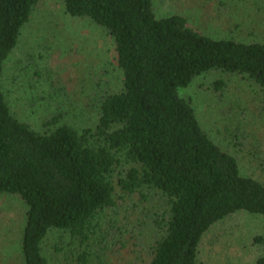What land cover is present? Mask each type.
I'll list each match as a JSON object with an SVG mask.
<instances>
[{"label":"trees","instance_id":"obj_1","mask_svg":"<svg viewBox=\"0 0 264 264\" xmlns=\"http://www.w3.org/2000/svg\"><path fill=\"white\" fill-rule=\"evenodd\" d=\"M42 1L0 0V195L26 207L24 264H48L42 245L53 232L86 246L96 217L121 196L154 192L164 201L148 264H199L200 242L214 225L239 212L264 217V183L240 173L179 95L211 72L264 92V42L211 39L180 15L157 18L152 0H60L67 17L97 26L111 41L121 86L102 95L93 130L62 125L39 133L13 116L1 81ZM252 244L261 254L255 264H264V225ZM88 257L83 251L78 263Z\"/></svg>","mask_w":264,"mask_h":264},{"label":"rangeland","instance_id":"obj_2","mask_svg":"<svg viewBox=\"0 0 264 264\" xmlns=\"http://www.w3.org/2000/svg\"><path fill=\"white\" fill-rule=\"evenodd\" d=\"M152 1L157 18L180 15L211 39L264 42V0ZM218 80L224 83L219 91L213 86ZM120 86L111 41L97 26L67 17L60 0H43L34 9L1 81L13 116L39 133L62 125L93 130L102 95ZM179 95L190 99L203 130L238 161L240 173L264 183V92L242 77L211 72ZM163 208L154 192L121 196L114 209L96 217L86 246L53 232L43 254L48 264H79L83 251L86 264H148V247L159 237L153 222ZM25 210L17 197L0 195V264H24ZM263 225L264 217L245 212L217 223L200 242L198 263L255 264L261 254L252 239Z\"/></svg>","mask_w":264,"mask_h":264}]
</instances>
